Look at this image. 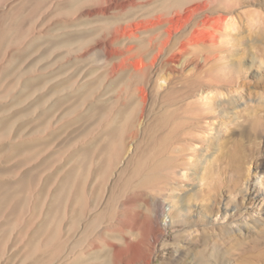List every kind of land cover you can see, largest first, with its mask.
I'll use <instances>...</instances> for the list:
<instances>
[{
  "label": "rangeland",
  "instance_id": "374dc122",
  "mask_svg": "<svg viewBox=\"0 0 264 264\" xmlns=\"http://www.w3.org/2000/svg\"><path fill=\"white\" fill-rule=\"evenodd\" d=\"M206 1L134 0L116 10L117 0H80L69 10L71 0H0L3 27L19 26L0 48V264L55 252L48 264H264V0ZM203 29L217 45L211 54L199 47L179 56L180 39ZM196 57L203 81L191 85L211 83L204 87L225 93L215 99L221 106L202 114L212 125L178 130V180L135 189L137 155L162 137L150 134L165 111L161 96L176 97L181 73L195 79ZM157 85L165 89L156 95ZM107 108L125 123L119 156L100 150ZM184 108L177 116L196 117ZM84 149L91 157L76 174L84 178L81 207L63 193L70 158ZM154 202L174 209L162 215ZM51 220L56 237L43 246L38 228ZM35 241L41 251L31 258Z\"/></svg>",
  "mask_w": 264,
  "mask_h": 264
},
{
  "label": "bare ground",
  "instance_id": "6f19581e",
  "mask_svg": "<svg viewBox=\"0 0 264 264\" xmlns=\"http://www.w3.org/2000/svg\"><path fill=\"white\" fill-rule=\"evenodd\" d=\"M10 1V0H9ZM19 0H12L13 3L17 2ZM38 4L44 2L45 0H37ZM71 5L69 6V10L74 8V6L76 4L79 3L80 0H71ZM185 0H155V2H160L161 6H163L164 4H168L171 3H177V4H181L183 3ZM206 1V0H205ZM210 1H212V3H217L220 0H209L206 1V4H210ZM25 2V1H24ZM134 0H117L116 5L114 6V8L117 10L119 9H123V8H129L131 6H133ZM202 4V3H199ZM156 5V4H155ZM197 5V4H196ZM2 6V5H1ZM181 6V5H180ZM180 6L178 7L180 9ZM205 6V5H204ZM216 5H214L215 7ZM164 7V6H163ZM207 8V7H205ZM79 9V8H78ZM165 9V8H164ZM177 9V8H176ZM190 9V8H189ZM68 13V12H67ZM182 15V14H181ZM17 18H20L21 15H17ZM24 16V15H23ZM178 18V17H176ZM211 19V18H210ZM222 20V19H221ZM228 20V19H227ZM2 21V20H1ZM0 21V48L2 44L4 45V42L7 40V37L9 36V34L11 35L13 33V31L15 30L13 26V30L12 29H7L8 27H3L2 23ZM174 20H172L171 22H173ZM180 21V20H179ZM230 21V18L229 20ZM20 22V21H19ZM177 22V21H176ZM217 22V21H216ZM255 22V21H254ZM7 23V22H6ZM18 23V22H17ZM226 23V21H225ZM232 23V22H231ZM234 23V22H233ZM232 23V25H233ZM4 24V23H3ZM224 24V23H223ZM230 24V22H229ZM12 25V24H11ZM19 25V24H18ZM17 26V25H16ZM226 26V24H225ZM22 27V26H21ZM16 28V27H15ZM206 28V27H205ZM221 28V27H220ZM227 28V26H226ZM17 29H19V26L17 27ZM17 29L15 30V32L17 31ZM201 29V28H198ZM223 29V28H222ZM212 30V29H211ZM200 31V30H199ZM204 31V29H203ZM190 31L191 33L186 36V38L183 39V41H181L182 39H180L179 41V46H177L178 48V54L179 56H187L189 53H191L192 51L197 50V48L202 47V50H208V48H212L213 46H215V40L214 42L209 43V39H207L206 35H210L212 36L210 33H207L206 31ZM229 31V30H228ZM118 34V30H115L114 33ZM213 32V31H212ZM17 33V32H16ZM21 33V32H19ZM120 33V32H119ZM169 34V33H168ZM173 34V33H172ZM213 34V33H212ZM130 35V34H129ZM16 36V35H14ZM117 35H114V37ZM134 36V35H133ZM204 36V37H203ZM17 37V36H16ZM113 37V38H114ZM116 38V37H115ZM142 38V37H141ZM170 38H168L167 40L165 39L163 42L160 43V46L158 48V53H161L162 51H164L167 47V45L170 43ZM211 40V39H210ZM212 41V40H211ZM7 42V41H6ZM7 44V43H6ZM134 44V43H133ZM217 46V45H216ZM130 48V47H129ZM169 48V47H168ZM167 48V49H168ZM207 48V49H206ZM214 48V47H213ZM118 50V49H117ZM201 52V50L199 51ZM193 53V52H192ZM209 53L211 54V52L209 51ZM207 53V54H209ZM196 54V52H195ZM116 56V55H115ZM172 56V55H171ZM182 56V57H183ZM189 56H193V55H189ZM205 56V55H204ZM153 57V56H152ZM156 57L152 58V64L156 61ZM177 57V56H176ZM184 57V58H185ZM173 58V56H172ZM180 59V57H179ZM172 60V59H171ZM184 60V59H183ZM186 60V59H185ZM196 63H195L192 67V65L190 67H192L195 70V79L192 78H188L187 76L183 77V74L181 73V77L179 78V80L177 81V84L179 85V89L176 90V97L173 95L170 96H166L167 94L164 93V95H162V101L164 102V106L165 111H163L162 113L160 112L156 118L154 122V126L152 127L150 134H153V137H155V135L157 136V134L159 133L160 136L162 135V137L159 140H152L151 142V146L149 148L152 149V152H146L143 151L142 153L140 152V154L137 155V160H135V165L133 168V176L135 177L133 180L134 182V188L135 189H140L142 190V187H147V186H155V185H160L162 183H165L164 181L171 177V175H173L172 179H177L178 175L177 172L174 170L175 169V165L176 163H178L181 159V157L179 158V155L181 152L184 151L183 149V145L184 144L182 141H180V139H178V134L180 133L178 130H181L183 127L182 125L184 124H190L191 129L193 127H197L198 125H204L206 127L210 125H212L207 119H209V116H203L204 114H212V111L215 110L216 107H220V103L218 100L222 99V96H224L223 93L220 92H215V89H208L207 87L210 84L205 85L204 83L202 84H198L197 86H194L193 84L191 85V83H194V81H197L198 83H200L202 78H203V73L204 70L202 68H198L200 59L198 57H196ZM204 62V65L207 66L209 65V61L208 58L203 57L202 59ZM182 61V60H181ZM171 62L174 63V61L172 60ZM188 60H186L185 63H187ZM151 64V65H152ZM171 64V63H170ZM188 64V63H187ZM201 64V63H200ZM134 65V64H133ZM169 65V64H168ZM167 65V66H168ZM174 65V64H173ZM176 65V64H175ZM132 66V65H131ZM201 66V65H200ZM139 67V66H138ZM181 67V66H180ZM184 67V66H182ZM181 67V68H182ZM189 67V66H188ZM228 67V66H227ZM176 68V66H175ZM129 69V68H127ZM208 71H211V68L208 67L206 68ZM192 70V69H191ZM190 71V70H189ZM180 73V72H179ZM192 74V73H191ZM177 75V74H175ZM188 75V73L186 74ZM194 75V74H193ZM174 76V74H173ZM191 76V75H190ZM177 77V76H175ZM161 80V79H160ZM157 81V80H156ZM172 81V80H171ZM193 81V82H192ZM191 82V83H190ZM206 82V80L204 81ZM207 83V82H206ZM157 84V83H156ZM172 84V83H170ZM176 84V82L174 83V85ZM195 84V83H194ZM74 85V84H73ZM152 85V84H151ZM207 86V87H204ZM155 87V86H154ZM152 88V86H151ZM173 87H170L171 90ZM176 88V86H175ZM139 89V88H138ZM165 88L162 85H157L155 87V89H153L155 91V94H160L161 90H164ZM152 90V91H153ZM168 90V89H167ZM170 90V91H171ZM87 91V90H86ZM151 91V90H150ZM166 91V90H165ZM174 92V91H173ZM140 93H141V100H140V111L141 113H143V108H145V101H146V91L144 89H140ZM217 93V94H216ZM69 94V93H68ZM174 94V93H173ZM156 98V97H155ZM183 99V100H181ZM217 99V100H215ZM226 99H227V95H226ZM181 100V101H178ZM225 100V99H224ZM222 101V100H221ZM227 101V100H225ZM224 101V102H225ZM223 102V101H222ZM183 103L185 104V108L184 111L186 113H188L190 110L194 111L196 114V117H182V116H177L176 111H178L179 109L182 108ZM226 103V102H225ZM180 104V105H179ZM182 104V105H181ZM112 108H114L113 106H111ZM138 107V106H137ZM108 109V108H107ZM162 109V110H163ZM198 111L200 112V114L198 113ZM110 112V113H109ZM111 108H109L108 110H106L101 116H100V121L98 120V128H100V131L97 130V132H99L100 134H102V145L100 144V150L101 153H111L112 155H116L119 156L120 152L123 148V144H121V142L119 140H121V137L124 135L125 133V123L122 120H117L116 116L111 113ZM179 113V112H178ZM130 111L129 113L126 114L125 117H131L130 115ZM139 114V113H138ZM184 114V113H183ZM189 114V113H188ZM191 114V113H190ZM203 114V115H202ZM216 114L215 112L213 113V115ZM217 114H220L219 112ZM223 114H225V112H223ZM133 115V114H132ZM222 115V114H220ZM194 116V115H193ZM199 117V118H198ZM124 118V117H123ZM132 118V117H131ZM189 120H192L191 122ZM190 122V123H189ZM136 124V123H135ZM139 124H141V122H139ZM95 127V126H94ZM102 127V128H101ZM201 128V127H200ZM94 129V128H93ZM149 131V130H148ZM90 132V130L88 131ZM92 132V131H91ZM95 132V131H94ZM179 132V133H178ZM190 132V128L188 125V128H183V130H181L180 134H185L188 135V133ZM93 133V132H92ZM199 133V132H198ZM94 134V133H93ZM210 135V134H209ZM131 138V137H130ZM183 138V137H182ZM198 138V137H197ZM217 138V137H216ZM137 145V144H136ZM75 146V145H74ZM148 146V145H147ZM146 146V148H147ZM99 147L97 149H99ZM131 147V145H130ZM131 149V148H129ZM81 150V149H80ZM87 149H84V152ZM133 152L134 149L132 148ZM138 150V149H137ZM150 150V149H149ZM148 150V151H149ZM140 151V150H139ZM79 152V151H78ZM110 154V155H111ZM137 154V153H136ZM105 155V154H104ZM129 156V155H128ZM90 154L88 153V150L86 151V153H83L80 157H71L69 163H71L70 168L68 169V171L66 172V178H65V183H66V189L64 190L65 192L63 193L65 196V203H71L72 200L74 199L75 196V200L74 203L78 204V206L83 207V205H85V200H84V196H83V187L80 185L82 184L84 178L79 174L78 178H76V174L79 173V167H81V165L87 161V159H89ZM131 157V155H130ZM106 159V158H105ZM109 159V157H108ZM127 159V158H126ZM130 159V158H129ZM136 159V158H135ZM110 160V159H109ZM105 162V160H104ZM129 162V161H128ZM109 163V161H108ZM88 164V163H87ZM104 164V163H103ZM85 166V165H84ZM107 167V165H106ZM131 172V171H130ZM182 176L183 173H181ZM131 177V175H130ZM170 179V178H169ZM76 181H78L79 185H78V191L76 192L77 194L74 193V195H72V191H73V186L76 184ZM128 183V184H127ZM126 183V187L131 188V178L129 180V182ZM171 183V182H170ZM176 183V182H175ZM182 183V182H181ZM172 184V183H171ZM173 185V184H172ZM176 185L179 186V183H176ZM21 186V185H20ZM19 187V186H18ZM10 188V187H9ZM5 189V188H4ZM11 189V188H10ZM16 189V188H15ZM59 189V188H58ZM114 189V188H113ZM147 191H149V188H144ZM169 189V188H168ZM2 191V190H1ZM8 191V190H6ZM11 191V190H10ZM60 193V191L62 192L61 189L58 190ZM130 192V191H129ZM133 192V191H132ZM139 192V190H138ZM1 193V192H0ZM6 193V192H5ZM161 193V192H160ZM7 194V193H6ZM4 195V194H3ZM58 195V194H57ZM149 195V194H148ZM2 196V194H1ZM0 196V197H1ZM7 196V195H6ZM10 195L8 194L7 197H9ZM146 196V194H145ZM144 196V197H145ZM171 196V195H170ZM4 198L3 196V200L7 199ZM13 197V196H12ZM15 197V196H14ZM11 198V197H10ZM17 199V197H15ZM152 198V197H151ZM57 199L58 196H57ZM171 199L175 200L176 197H174L173 195L171 196ZM2 200V198H1ZM2 200V201H3ZM153 200V199H152ZM7 200L3 201L4 203ZM9 201V198H8ZM12 201V200H11ZM7 205L9 204L8 202H6ZM5 203V204H6ZM1 204V203H0ZM3 204V203H2ZM1 204V206H2ZM73 204V203H72ZM12 205V204H11ZM93 205V204H92ZM154 205L156 207L157 212H161V214H164L165 208L168 207V209L170 211H172L174 209V204L172 203H167V204H162V203H155ZM72 210V209H71ZM155 210V211H156ZM50 212V211H49ZM156 212V213H157ZM62 213V212H61ZM154 214L155 218L158 219V215ZM52 214V213H51ZM53 218V217H52ZM50 218V219H52ZM56 217H54L53 219H55ZM96 218H101L100 214L97 215ZM154 218V219H155ZM49 219V218H48ZM95 219V218H94ZM93 220V218H92ZM156 221V220H155ZM49 222V221H48ZM90 222V221H89ZM158 222V221H157ZM46 223V222H45ZM92 223V222H91ZM57 223L56 220H51L48 224H43L40 226V229L38 232L41 234V236H45L46 242L43 246L50 244L53 240V238L56 237V232H57ZM87 227H90V225H88ZM86 228V227H85ZM93 229V228H92ZM91 230V229H90ZM89 231V230H88ZM87 232V231H86ZM162 232V231H161ZM160 233V232H159ZM39 234V235H40ZM162 234V233H161ZM156 237V236H155ZM35 239V238H34ZM156 239V238H155ZM39 242L35 241L32 243L31 245V251L29 256L32 258L33 256H35V254L40 253L41 250L38 249ZM76 244H74L75 247ZM78 245V244H77ZM71 246V245H70ZM73 246V245H72ZM72 248V247H71ZM116 250V249H115ZM55 251V250H54ZM57 251V250H56ZM58 252V251H57ZM56 253V252H55ZM55 253L50 254L48 258H39V256H37L38 258H35L32 262V264H48L49 260L52 259L55 256ZM47 256V255H46ZM42 257V256H41ZM43 257H45L43 255Z\"/></svg>",
  "mask_w": 264,
  "mask_h": 264
}]
</instances>
